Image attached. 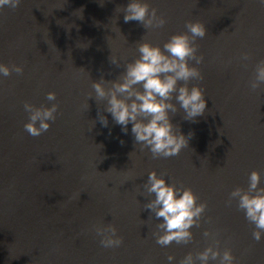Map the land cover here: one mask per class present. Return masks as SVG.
Segmentation results:
<instances>
[{
  "label": "water",
  "instance_id": "water-1",
  "mask_svg": "<svg viewBox=\"0 0 264 264\" xmlns=\"http://www.w3.org/2000/svg\"><path fill=\"white\" fill-rule=\"evenodd\" d=\"M146 2L166 18L163 28L125 23L129 0H21L15 10L0 8V63L24 69L0 76V264H179L208 247L205 230L218 233L219 248H230L235 264H264V234L256 242L255 225L236 201L227 204L234 188L247 189L253 170L264 187V85L249 87L264 59V0ZM187 21L207 30L195 41L203 62L189 61L204 76L189 87L203 88L207 107L195 121L185 120L182 109L169 113L182 134L191 133L188 147L153 159L135 143L132 125L125 134L104 111L107 102L95 100L92 80L118 78L139 57L137 43L163 50L172 35L187 32ZM244 52L248 61L240 58ZM48 92L56 93L55 101L46 99ZM25 101L59 104L56 120L39 137L24 130ZM151 171L166 173L168 184H183L197 203H207L189 244L156 243L163 218L144 208L154 199L143 188ZM97 223L114 224L123 245L104 249L93 230Z\"/></svg>",
  "mask_w": 264,
  "mask_h": 264
},
{
  "label": "clouds",
  "instance_id": "clouds-1",
  "mask_svg": "<svg viewBox=\"0 0 264 264\" xmlns=\"http://www.w3.org/2000/svg\"><path fill=\"white\" fill-rule=\"evenodd\" d=\"M20 3L21 0H0V8L9 6L15 10ZM122 11L125 23L137 21L146 30L160 29L167 23L163 15H157L156 8L150 9L146 0H129ZM185 28L187 32L172 35L163 44V50L147 40L137 43L139 57L128 62L125 71L118 78L106 80L101 76L98 81L92 80L95 100L107 102L104 111L110 113L114 122L122 126L125 134L128 132V125H132L131 133L135 143L140 145L141 151L147 148L153 159L179 155L182 148L188 147L191 133L188 137L182 134L172 124L169 113L176 114L182 109L185 120L195 121L196 117L204 114L207 107L203 88L199 85L189 87L190 81L204 79L200 69L190 65L189 61H195L196 65L203 62V55L197 54L199 45L195 41L197 38H204L207 30L200 21H187ZM240 58L248 61L250 54L244 52ZM109 61L117 67L120 66L119 59L113 54ZM23 70L22 65L13 64L10 67L0 63L2 77H9L13 72L21 75ZM80 70L85 71L83 68ZM261 85H264V59L256 64L253 77L249 81L252 91L261 88ZM91 98L92 93H89V99ZM46 99L55 101L56 93L48 92ZM23 107L29 114L24 130L32 137H39L49 130V121L56 120L59 104L37 107L25 101ZM97 115L101 124L107 127L108 119L99 109ZM94 126L95 121H92V127ZM133 153H129L130 158ZM112 169L115 168L110 170ZM164 175L166 173L158 175L156 171H151L143 185L149 196L154 194V199L146 203L144 208L150 210L156 219L163 218L156 225L157 230L153 236L161 246H168L172 242L187 245L193 240L190 229L200 226L207 203H197L198 197L191 188H186L183 184L179 187L175 183L168 184L163 178ZM260 181V173L253 170L248 178L247 189L234 188L227 201L228 205L236 201L238 209L245 212L249 223L255 225L252 236L256 242H260L264 234V187H258ZM93 230L104 249L119 248L124 243L114 224L97 223L93 225ZM203 235L211 240L208 247L195 255L189 252L179 264H196L197 261L199 264H209L210 260L216 264H235L236 258L232 250L224 248L221 251L219 248L218 233L205 230ZM167 259L171 262L174 257L169 255Z\"/></svg>",
  "mask_w": 264,
  "mask_h": 264
}]
</instances>
